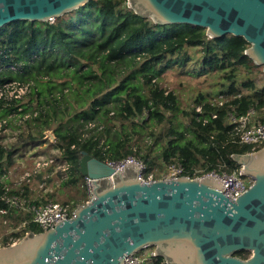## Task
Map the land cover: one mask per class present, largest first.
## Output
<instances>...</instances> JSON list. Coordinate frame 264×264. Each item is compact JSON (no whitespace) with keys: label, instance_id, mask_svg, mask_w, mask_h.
Returning a JSON list of instances; mask_svg holds the SVG:
<instances>
[{"label":"trees","instance_id":"obj_1","mask_svg":"<svg viewBox=\"0 0 264 264\" xmlns=\"http://www.w3.org/2000/svg\"><path fill=\"white\" fill-rule=\"evenodd\" d=\"M249 46L242 36L211 37L201 26L158 23L129 0H89L53 21L0 27V84L33 83L23 99L0 100V120L20 122L13 142L3 143L0 135V188L16 155L44 143L58 150L59 163L69 164L67 181L74 183L82 151L105 161L133 156L156 177L174 159L190 176L238 173L233 155L264 146L237 141L229 121L230 112L253 110L264 123V70L246 53ZM192 61V74H214L218 87L185 108L160 81L166 68ZM49 129L55 142L46 138ZM5 219L12 230L5 244L10 236L43 231L19 209L0 216L1 223ZM153 251L150 246L138 254L147 257L145 264H170ZM236 255L248 258L250 252Z\"/></svg>","mask_w":264,"mask_h":264},{"label":"water","instance_id":"obj_2","mask_svg":"<svg viewBox=\"0 0 264 264\" xmlns=\"http://www.w3.org/2000/svg\"><path fill=\"white\" fill-rule=\"evenodd\" d=\"M89 0H0V27L53 21ZM162 24H191L211 37H244L264 70V0H129ZM46 138L56 141L53 130ZM251 185L236 199L215 175L146 182L140 165L115 169L82 151L78 170L92 197L52 228L0 247V264H125L153 246L170 264H264V146L233 155ZM250 252L242 258L238 251Z\"/></svg>","mask_w":264,"mask_h":264},{"label":"built area","instance_id":"obj_3","mask_svg":"<svg viewBox=\"0 0 264 264\" xmlns=\"http://www.w3.org/2000/svg\"><path fill=\"white\" fill-rule=\"evenodd\" d=\"M12 68L16 67L12 66ZM32 87L33 83L31 81L25 82L9 80L3 82L0 84V100L3 99L7 102L21 100L30 93ZM197 108L200 110V107ZM28 116V114H25L23 118L26 119ZM229 121L234 125V135L236 140L240 143L251 144L254 147L264 144V123L255 117L253 110H250L248 113L243 115H236L234 112H230ZM7 127L8 119H1L0 135H3L6 132ZM13 139H16V135H14ZM36 154L37 156L34 159V167L30 170H26L20 179L15 180L13 184L6 183L5 178H7V175L3 176L4 185L0 188V216L3 217L7 215L11 209H19L30 213L31 220L29 221L35 222L38 226L45 230L54 227L57 221L61 219L72 217L74 208L69 204L57 201H49L41 204L33 203L25 195L23 186L30 183L32 177L46 166L52 165L56 168V170H61L66 175L65 177H68L70 167L68 163H59L54 155L45 156L43 154ZM107 162L115 169H124L132 163H138L141 167L140 177L146 182H152L157 179L174 180L181 176L198 178L210 174L215 175L218 176L223 184V192L231 199H236L242 195L252 183V179L244 175L241 170H239L238 173H229L226 171L217 173L213 171L203 175L190 176L186 174L184 165L175 159L165 164V168L159 177H156L153 172L147 173L146 165L133 156H128L120 161L107 160ZM84 183L90 196L89 199H91L93 195L92 178L85 176ZM26 222L27 221L22 222L19 226L24 225ZM4 223H8V219H5ZM4 239L5 237L3 238L0 236V247L15 243L20 238H13L10 236L11 242H8L7 244L4 243ZM151 254L155 255L154 252ZM146 259L147 257L145 255L135 253L125 258V264H145Z\"/></svg>","mask_w":264,"mask_h":264},{"label":"rangeland","instance_id":"obj_4","mask_svg":"<svg viewBox=\"0 0 264 264\" xmlns=\"http://www.w3.org/2000/svg\"><path fill=\"white\" fill-rule=\"evenodd\" d=\"M190 51L191 53H194L195 49L194 50L191 49ZM192 64H194V61L189 62L185 67L175 66L171 68L169 67L166 68L161 75V81H160L163 86L177 93L181 105L185 108L190 103H192L194 98L200 93L212 92V90L215 87H218V78H216L214 74H204V75H198L195 73L192 74V72H194ZM18 124H20L19 121L9 122L6 132L2 135V142L4 141V143L9 144L14 141L13 139L14 135H17V133H19L20 131V128H18L17 126ZM57 151H58L57 149H53V148L48 149L47 146H43V149L41 148V150H39V152L36 151V153L43 154L45 156H53L54 154L57 153ZM36 153L33 154L28 153L27 155H23L22 158L19 157L21 155H16L15 163L9 169V172L5 174L7 175V180L9 179L8 180L9 184H12L15 182V180L20 179V177L24 174L26 170H30L34 167L35 165L34 159L37 156ZM56 171H57L55 172L56 178L53 180L54 183L51 182V184H53L56 187L57 185L59 186L58 190L60 191L57 192L56 195L58 201L60 202L65 201L67 199L68 192L70 195L82 194L81 188L79 187L78 184H74L72 186L73 189L70 190L68 188H65L66 184H62V182L66 181L64 180L66 178L65 177L66 175L61 170H56ZM42 172H43V168L41 169L39 176L37 173L32 177L30 183H34L36 184V186H38L40 183H44L46 181V178L44 177V174ZM84 186L86 188L85 183ZM86 192L88 193L87 188H86ZM88 197L90 198L89 194ZM11 232L12 230L8 227L7 223L4 224L3 222L2 223L0 222V236L4 238L6 237L7 234ZM19 240L20 239H18L17 241ZM9 242H11V239H9ZM144 253L147 255L148 251L144 250Z\"/></svg>","mask_w":264,"mask_h":264},{"label":"crops","instance_id":"obj_5","mask_svg":"<svg viewBox=\"0 0 264 264\" xmlns=\"http://www.w3.org/2000/svg\"><path fill=\"white\" fill-rule=\"evenodd\" d=\"M43 146H46V143H44L43 145H39V147L32 148V149L24 152L19 157L22 158L23 155H27L28 153H30V154L32 153L33 154V153H36V151L39 152V150H41V148L43 149ZM55 172H57L56 168L54 166H52V165L44 167L42 173L44 174V177L46 178V181L44 183H40L38 186H36V184H34V183H28V185H29L28 186L29 187L28 190L25 189V185H27V184H25L23 186L25 195L31 201L32 200L33 201L34 200H38L40 202H45V201H57V202H60V201H58V198L56 196L57 192L60 191V190H58L59 186L57 185V187H56L53 184H51V182H53V180L56 178L55 177ZM69 178H70V176L66 177L64 179L66 181L62 182V184H66L65 188H68L70 190V189H73L72 186L74 184H78L79 187L81 188L82 194L81 195H70L69 192H68L67 199L65 201H62L61 203L69 204L71 207L75 208L76 206H78V205H80L82 203H85L87 201L86 199L87 198L89 199V197H88V193L86 192V188L84 186V177L83 176L80 175L79 180L77 182H75V183L67 181ZM48 179H51V180L48 181ZM8 180H7V178H5V182L9 184ZM46 182H48V183H46ZM31 194H33L34 196L31 195Z\"/></svg>","mask_w":264,"mask_h":264}]
</instances>
